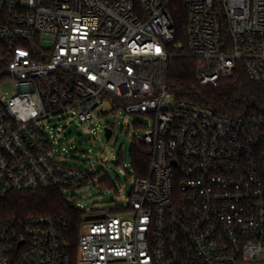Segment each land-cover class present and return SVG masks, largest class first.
I'll return each mask as SVG.
<instances>
[{
  "label": "built area",
  "instance_id": "obj_1",
  "mask_svg": "<svg viewBox=\"0 0 264 264\" xmlns=\"http://www.w3.org/2000/svg\"><path fill=\"white\" fill-rule=\"evenodd\" d=\"M174 1L0 0V201L55 190L76 210L95 173L61 122L90 126L105 99L152 120L134 136L150 162L127 203L92 215L104 219L81 226L75 250L49 219L0 223V264H264V120L175 100L167 84L187 56L201 86L238 64L264 85V0H181L185 46Z\"/></svg>",
  "mask_w": 264,
  "mask_h": 264
},
{
  "label": "trees",
  "instance_id": "obj_2",
  "mask_svg": "<svg viewBox=\"0 0 264 264\" xmlns=\"http://www.w3.org/2000/svg\"><path fill=\"white\" fill-rule=\"evenodd\" d=\"M170 11L175 27L173 43L184 45L183 29L188 23L189 9L181 0H176ZM167 84L175 100L209 108L222 116L254 114L264 120V85L252 83L241 64L232 77L220 79L216 86H201L195 61L187 56H175L168 63ZM145 151L142 142L134 139L130 150L134 178L148 173L150 158ZM99 184L107 188L108 180L103 178ZM36 218L51 220L57 232L75 250L83 216L55 190L13 194L0 201V223L4 225L16 226Z\"/></svg>",
  "mask_w": 264,
  "mask_h": 264
},
{
  "label": "rangeland",
  "instance_id": "obj_3",
  "mask_svg": "<svg viewBox=\"0 0 264 264\" xmlns=\"http://www.w3.org/2000/svg\"><path fill=\"white\" fill-rule=\"evenodd\" d=\"M93 113L95 120L90 126L76 127L69 121L61 122V139L70 148L71 157L77 161V165L95 173L91 182L75 190L76 199L70 200V203L77 206L76 210L82 213L81 232L83 226L87 225L84 220L86 216L106 211L117 212L129 201L135 179L130 156L134 136L148 134L152 123L146 116L123 115L106 99L94 107ZM106 126L112 130L108 141L103 132ZM100 177L108 180L107 188L99 184Z\"/></svg>",
  "mask_w": 264,
  "mask_h": 264
},
{
  "label": "water",
  "instance_id": "obj_4",
  "mask_svg": "<svg viewBox=\"0 0 264 264\" xmlns=\"http://www.w3.org/2000/svg\"><path fill=\"white\" fill-rule=\"evenodd\" d=\"M111 135H112L111 130H109V129L104 130V137H105L106 141H108L111 138ZM102 219H104V215L88 216L85 218V221L89 222V221L102 220Z\"/></svg>",
  "mask_w": 264,
  "mask_h": 264
}]
</instances>
